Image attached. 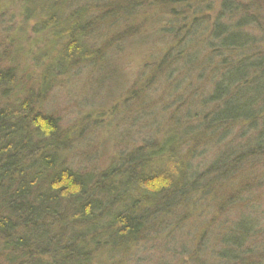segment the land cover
<instances>
[{"label": "trees", "instance_id": "trees-1", "mask_svg": "<svg viewBox=\"0 0 264 264\" xmlns=\"http://www.w3.org/2000/svg\"><path fill=\"white\" fill-rule=\"evenodd\" d=\"M138 1L55 0L47 27L65 42L42 84L81 66L108 80L121 42L171 37L162 76L168 85L177 76L184 125L157 140L147 124L148 140L104 169L81 167L84 154L77 167L71 145L92 143H72L83 124L60 130L29 92L12 108L11 69L0 70V264H264V0H221L210 25L191 16L201 0H173L179 11L158 32L132 22L148 7ZM202 34L194 63L190 39ZM205 73L209 86L195 89Z\"/></svg>", "mask_w": 264, "mask_h": 264}, {"label": "rangeland", "instance_id": "rangeland-1", "mask_svg": "<svg viewBox=\"0 0 264 264\" xmlns=\"http://www.w3.org/2000/svg\"><path fill=\"white\" fill-rule=\"evenodd\" d=\"M189 1H192V5L197 3L196 0ZM201 1L202 15H195L192 11L191 16L204 18L203 20L210 25L219 12L221 0ZM233 1L245 4L250 2ZM171 2L173 0L138 1L139 5L145 4L148 7L144 12L134 11L132 22L144 27L143 32L156 31L160 24L163 23L161 26H164L162 21L168 19L172 8L179 11L177 7L171 6ZM55 3V0H0V70L11 69L10 84L14 85L3 86L9 87L6 93L10 96V105L14 104L12 108H15V104L21 102L29 92V98L32 100L35 98L38 107L45 114L57 119L60 130L67 128L65 125L83 124L82 128L86 133L83 132L84 135L80 137L73 136L72 143L79 142L82 140L80 138L92 143L81 147L82 140L78 143V148L71 145L73 151L67 159L78 167L81 163L78 155L84 154L86 164L82 162L81 167L88 170H102L116 155L130 147L139 146L142 140H148L147 124L156 127L154 134L157 140L162 139L170 130L184 125L181 119L186 115L185 107L180 103L179 83L174 82L177 76H174L169 85L164 84L162 76L166 66L173 62V57H165V54L175 46V40L171 37L168 40L162 36L157 38L154 33L151 45L148 41H146L148 44H139V40L138 45H130L128 40L124 41L125 44L121 42L120 55L114 57L115 59L108 56L107 59L108 61L111 59L109 64L117 66L119 73L117 76L107 75L108 80L104 78L102 81L96 72L93 73L92 70L81 66L76 70L68 68L62 75L54 72L51 79L42 84L41 78L45 75L46 69L44 66L59 59L65 42L64 32L57 33L47 27L46 15L51 5ZM123 36L126 37L124 33ZM206 38V35L202 34L196 35L193 40L190 39L189 53L197 55L198 48L202 47ZM202 50L205 51V48ZM192 61L199 63L200 56L197 55ZM161 62L165 65L160 67L161 70H151L154 65H160ZM147 66L151 67L146 69ZM209 80V74L205 73L198 83L194 78L191 82L195 89L202 86L206 90ZM189 211L187 215L192 219L194 215L192 207ZM205 212L200 210L199 214H202L200 218L208 222ZM230 220L232 221V217ZM207 232L205 229L204 233ZM141 256L147 258L145 255ZM150 256L149 258L155 260L162 257L154 251ZM134 259L132 264L143 263L139 259Z\"/></svg>", "mask_w": 264, "mask_h": 264}, {"label": "bare ground", "instance_id": "bare-ground-1", "mask_svg": "<svg viewBox=\"0 0 264 264\" xmlns=\"http://www.w3.org/2000/svg\"><path fill=\"white\" fill-rule=\"evenodd\" d=\"M233 218V217H232Z\"/></svg>", "mask_w": 264, "mask_h": 264}]
</instances>
